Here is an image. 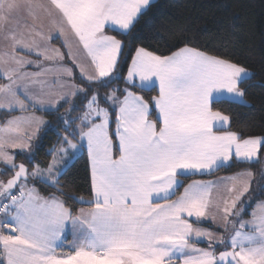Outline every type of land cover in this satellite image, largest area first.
I'll use <instances>...</instances> for the list:
<instances>
[{
    "label": "snow or ice",
    "instance_id": "1",
    "mask_svg": "<svg viewBox=\"0 0 264 264\" xmlns=\"http://www.w3.org/2000/svg\"><path fill=\"white\" fill-rule=\"evenodd\" d=\"M152 4L0 0V264H264V135L217 108L247 104L252 74L192 43L140 44ZM37 113L63 129L41 162L55 125ZM81 151L88 198L64 179ZM237 161L262 166L194 178Z\"/></svg>",
    "mask_w": 264,
    "mask_h": 264
},
{
    "label": "trees",
    "instance_id": "2",
    "mask_svg": "<svg viewBox=\"0 0 264 264\" xmlns=\"http://www.w3.org/2000/svg\"><path fill=\"white\" fill-rule=\"evenodd\" d=\"M137 35L141 38L140 44L161 54H168L181 42L192 43L245 66L252 74L243 85L247 104L225 102L217 108L230 116L232 131L245 137L264 135V0H156L137 25ZM40 114L55 127L42 131V141L34 142L39 145L35 149L37 162L47 159L48 150L57 144L56 129L63 130L54 115ZM23 159L19 157L20 161ZM261 166L237 161L230 169L219 170L215 176L194 178L226 176L249 169L258 175ZM66 172L64 179L71 185L72 194L88 198V162L83 151L69 164ZM253 199L256 202L264 196ZM253 207L254 203L246 211ZM246 216H249L247 212ZM203 226L212 227L209 224Z\"/></svg>",
    "mask_w": 264,
    "mask_h": 264
},
{
    "label": "crops",
    "instance_id": "3",
    "mask_svg": "<svg viewBox=\"0 0 264 264\" xmlns=\"http://www.w3.org/2000/svg\"><path fill=\"white\" fill-rule=\"evenodd\" d=\"M57 46H59V45H57ZM37 115H42V114L37 113ZM43 117H44L45 120H47V118H46L44 115H43ZM229 126H230V125H229ZM81 152H82V151H81ZM81 152H80V153H81ZM80 153H79V154H80ZM79 154H78V155H79ZM78 155H77V156H78ZM72 161H73V160H72ZM72 161H71V162H72ZM71 162H70V163H71ZM70 163H69V164H70ZM234 174H235V173H234ZM234 174L226 175V176H232V175H234ZM218 177H225V176H218ZM218 177H213V178H203V179H213V180H214V179H216V178H218ZM254 206H255V204H254ZM253 208H254V207H253ZM246 212H247V211H246ZM250 218H251L250 215H249V216H246V214H245V219H250ZM202 227H206V226H203V225H202ZM67 240H68V241L71 240V235H70V234L68 235ZM199 246H200V247H203L202 244H200Z\"/></svg>",
    "mask_w": 264,
    "mask_h": 264
},
{
    "label": "rangeland",
    "instance_id": "4",
    "mask_svg": "<svg viewBox=\"0 0 264 264\" xmlns=\"http://www.w3.org/2000/svg\"><path fill=\"white\" fill-rule=\"evenodd\" d=\"M156 0H153V2H155ZM205 228H208V229H210L211 230V228L210 227H205ZM202 246L203 247H206V245L205 244H202Z\"/></svg>",
    "mask_w": 264,
    "mask_h": 264
}]
</instances>
